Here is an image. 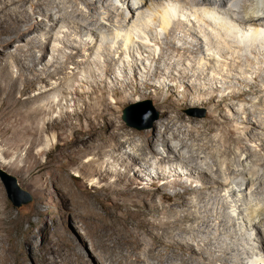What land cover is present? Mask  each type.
Returning a JSON list of instances; mask_svg holds the SVG:
<instances>
[{
  "label": "bare ground",
  "instance_id": "bare-ground-1",
  "mask_svg": "<svg viewBox=\"0 0 264 264\" xmlns=\"http://www.w3.org/2000/svg\"><path fill=\"white\" fill-rule=\"evenodd\" d=\"M31 1L0 0V43L9 45L11 39L4 40V37L11 34L20 39L16 43L21 53L19 55L31 52L26 58L11 54V60L8 62L0 59V136L6 143V153L20 151L26 147L28 158L34 157V160L29 167L24 165L23 168L30 170L39 166L40 181L43 180L45 187L51 182L50 196L61 193L71 204L73 211L84 208L85 216L93 217L95 211L89 206H94L93 202L99 199L83 200L75 192L70 184L73 180L70 169L76 168L78 173L84 174L92 182V188L108 193L119 212V223L123 225V229H119L117 225L105 223L103 227L93 231L92 255L88 254L86 261L83 262L74 258V263L153 264L150 262L156 260L158 264H214L222 260L225 264H230L233 258H236L234 261L236 264H261V262L264 264V224H262L264 206L260 209H252L251 216L247 217V221L256 230L255 238L261 241L263 254L254 255L251 249L246 247L248 244H245L244 235L237 236V240L241 242L239 245L236 243L237 246L233 243L229 245L223 243L225 244L223 246L221 243L222 247L220 244L222 240L218 243L214 238H208L206 233L211 232H209L211 223L215 226H223L219 213L214 219L212 218L213 220H210L208 214V220H204L201 216L200 223L205 227L201 228L199 225L195 234L201 233L206 236V239L201 240L203 244L195 245L182 237V239L176 237V230L183 234L189 233L187 227H183L185 221L188 222L191 219L197 221L200 217L192 212L180 216L177 211H170L169 207H164V203L169 201L174 207L189 208L190 205L187 206L186 199L188 194H195L203 200V203H208L212 198H208L206 191H209L212 186L210 187L211 180L206 179L209 174L206 175L203 171L213 170V167L217 166V163L199 161L205 151L210 148L194 150L192 145L183 141L176 148L175 144L173 146L169 140H166L168 129L176 126L178 120L183 121L184 116L172 117L165 134L161 135V138L165 139L162 141L164 142L161 145L162 149L160 144L153 140L149 145L140 147L138 153H129L127 148L138 133L131 131L128 127L116 125L117 122L113 118L116 110L110 104L111 97L117 107H124L129 101L124 91L133 87L131 90L134 95H139L142 90L152 91L151 97L161 108L173 107L178 111L183 110L181 107L184 108L190 104V94L180 99L178 105L171 104L172 95L162 99L161 94L167 90L174 92L175 86L170 87L165 83L156 84L152 79L161 75L171 82L180 78L192 80L205 76L207 71L213 69H215L214 76L219 78L222 70H217L219 69L218 57L215 54L210 56L209 53L201 58L196 55L203 54L205 50L210 52L212 49L223 47H227L229 49L225 48L227 52L231 51L235 55L234 62L239 63L237 72L240 77L236 80L240 85L248 86L250 89L239 92L226 87L229 92L219 96L216 92H219L221 88L217 86L213 95L200 100L202 105H213L215 110L222 112L224 103L229 100H241L249 94L261 93L260 86H249L247 80L264 81V0H256L250 4H244L246 0H236L243 2L241 3L243 9L237 14L231 11L233 8L231 6L235 4L232 5L230 2L235 0H118L112 5L117 10L123 7L124 11L120 13L106 11L97 20L88 21V30L86 35H82L83 42H79L81 44L68 43V40L72 35L71 30L87 29L81 28L78 24L81 22L78 16L86 11L61 9L57 13H52L49 11L50 3H45L44 0L33 5V13H29L26 9L23 12L19 11ZM77 1L69 0L68 2L77 3ZM36 9H39V13L35 11ZM37 15H40L42 19L39 20ZM47 18L52 21L50 31L58 30L44 40L33 37L45 22H50ZM192 19L194 21H191ZM98 21L102 22L101 26L94 28ZM25 33H29V37L21 38ZM178 34L186 37H180ZM187 37L192 38V41H188ZM26 38L30 39L24 44ZM39 43L41 48L36 46ZM52 43L54 52L59 53L68 48L71 50V54L65 57L66 64H60L55 56L45 61ZM37 48H40V55L35 59L32 51ZM104 51H107V55ZM112 53L116 63L123 64L124 71L135 72V81L127 80V72H121L120 75L114 72L110 65L113 62ZM168 56L171 62L167 63L169 65L166 70H170L169 73L158 66V63ZM178 57L181 59L180 63L172 62ZM102 61H106L108 65L103 73L106 76L110 73L116 75L113 86L109 85L108 81L96 80L93 67L101 66ZM245 61L250 64L242 65L241 63ZM222 62L223 67L229 66L226 58H223ZM85 64L89 65L86 69L87 73L85 72L88 78L77 80L80 82L78 86L66 83L68 78L62 76L65 75L66 66L72 67L75 71L82 69ZM40 65L41 70L37 69ZM153 65H155L154 71H152ZM253 65H258L257 69ZM14 68L19 70L18 74L14 73ZM143 70H146L145 74H147L145 81L138 80V73H136ZM210 73L206 75L209 76ZM61 85L63 86L60 88ZM183 87L185 90L193 89L190 84ZM31 91L35 95H30ZM70 96L73 97L70 98ZM69 98L75 104L82 103L81 109L73 112L61 110L58 116L54 117L63 101L66 104L72 103ZM191 104L198 105L196 102ZM214 124L226 126L227 136L231 138L239 131V128L229 121L221 122L215 119ZM212 128L211 126L207 128L205 133L212 131ZM100 130H104L105 134L101 142L96 144L95 137ZM196 132L198 138L195 137ZM50 135L54 139L52 148L45 144V139ZM177 135L175 138L179 137ZM204 135V132L196 131L193 127L188 137L196 143ZM195 143L194 145L197 146L198 144ZM36 148L40 150L37 156H34L33 151ZM174 148L177 150L175 154ZM43 154L47 157L44 163L39 159V156ZM149 154L153 156V163L159 167L155 172H151L149 170L151 166L148 167L146 164L150 162L147 157ZM254 175L256 174L253 173ZM169 176L176 177L174 182H171L173 187H180L183 191H175L171 195L164 191V187L169 185L164 181L170 178ZM147 177L151 178V182L141 188L140 186L147 181ZM201 180H204L207 185L194 188L193 185ZM76 181L80 182L79 179ZM162 181L163 185H158ZM227 184L233 187L235 182ZM229 185L225 187L228 188ZM232 189L234 190V187ZM239 189L241 191V188ZM239 191L236 190L237 193ZM158 194L161 196L163 208L154 201ZM222 198L220 197V200H223ZM220 205L222 207L223 203L219 202L218 206ZM171 213L174 214V219L171 218ZM163 214L166 216L164 217ZM105 237L108 239L105 240ZM165 237L171 241L164 240ZM118 250L120 253L124 250L127 254H118ZM204 256H212L210 263H205ZM246 260L250 261L246 263ZM44 261V264L70 263L68 259L64 260L59 256L55 250H52L50 256H46ZM20 262L18 260L17 264Z\"/></svg>",
  "mask_w": 264,
  "mask_h": 264
},
{
  "label": "rangeland",
  "instance_id": "rangeland-1",
  "mask_svg": "<svg viewBox=\"0 0 264 264\" xmlns=\"http://www.w3.org/2000/svg\"><path fill=\"white\" fill-rule=\"evenodd\" d=\"M40 1L50 3L49 11L52 13H57L59 10L61 11V9L68 11L76 10L80 12L83 9L86 12L82 11L83 15H79V13H77V15H79L78 19L81 20L78 24L84 29L88 27V21H91L92 19L97 20L101 17L100 15L106 11H118V13L124 11L122 9L123 7L117 10V8L112 5V3L118 0H78L77 3L68 2L69 0H66V2H64L65 0H32L25 8H21L19 11L23 12L26 9L29 10V13H33V5L40 3ZM254 1L256 0H246L244 4H250ZM230 3L232 5L235 4L233 6L229 5L231 8L233 7L231 9L233 13L235 12L237 14L239 11H242V1L235 0V2L233 1ZM85 7H88V9H85ZM35 11L39 13V9H36ZM37 17L39 20L42 19L40 15H37ZM48 20H50V22H45L44 26L40 27L38 32H36L33 37H38L44 40L45 38L49 36L51 37L55 34L58 29L51 32L50 28L52 26V21L51 19ZM191 21L194 20L192 19ZM101 23L102 22L98 21V23L94 25V28L101 26ZM87 30L88 28L85 30L78 29L77 31L71 30L70 33L72 35L69 38L68 43H82V35H86ZM28 35L30 34L25 33L21 38L29 37ZM178 35L180 37L184 36L183 34ZM30 38H26L24 40V44ZM5 39H11V42L9 45H6L3 42L0 43V59L8 62L11 60V54L18 55L21 58H26L27 55H30L31 52H25V54L19 55L20 51H18V47L16 46V43L20 41L19 38H15L10 34L4 37V40ZM187 39L188 41H192V38L190 37H187ZM36 46H40L41 48V43ZM40 48L32 51L35 59H37L40 55ZM225 48L227 47L215 50L212 49L213 51L211 50L210 52L205 50L203 54L196 55L198 58H201L203 55H207L208 53L210 56L215 54L219 60V63L217 62L219 69L217 68V70H222L219 78L214 76L215 74L213 72L215 69H213L206 72V74L210 72L213 74L210 73L209 76L205 74V76H202L201 78H193L192 80H183L180 78L171 82L167 81L166 77L161 75L152 79L156 84L165 83L170 87L175 86L174 92L167 90L163 91L161 94L162 99H165V97L171 94L173 97L170 101L171 104L178 105L180 99L190 94V104L184 108L181 107L183 110L178 111L175 108L173 109V107L171 109H166L165 107L161 108V106L157 105L155 99L151 97V94L153 93L152 91L142 90L139 95H134L133 90H131L133 87L124 91V95L127 96L129 100L124 107H117L114 103V99L111 97L110 104L116 110V114L113 116L117 122L116 125L128 127L131 131L138 133L133 137L131 145L127 148V152L129 153L139 151L138 149H141L140 147L149 145V143H151L150 141L153 140L154 142H158L160 144V148L162 149L161 145L164 144L162 141L165 139L161 138V135L165 134L166 128L168 127L167 125L170 123L172 117H180L181 115L184 116V120H178L176 126L171 127L170 130L168 129L165 136L166 140H169L173 146L175 144L176 148L180 145L181 141L192 145L194 150H205L206 147L210 148V150L205 151V154L202 155L203 157L202 159L200 158L199 161H208L211 164L217 163V166H215V168L213 167V170L203 171L206 175L209 174L206 176V179L211 180V182H209L210 187L212 186L209 191H206L209 196H205L212 199L209 200L208 203H203V200H201L197 195L188 194L186 195V199L188 202L187 206L190 205L189 208L174 207L172 202L169 201L164 203V207H169L168 209L170 211H177L180 216L192 212V214L200 217L197 221L195 219H191L188 222L185 221L183 223V227H187L186 229L189 233L183 234L181 231L179 232V230H176V237L180 239L183 238L184 240H188L190 243L197 245L203 244V241L201 240L204 238L206 239L207 236L208 238H214V240L218 241V243L222 240L220 244L228 243L229 245L233 243L234 246H237V244L239 245V243H241L237 240V236L244 235L245 244H248V246H245L250 248L254 255H259L263 254L261 241L259 242V239L255 238L256 235L254 233H256V230L247 221V217L251 216L252 209H260L264 206V81L256 82L248 79V85L260 86L261 93L249 94L245 97V99L241 100H229L224 103V110L222 112L215 110L213 105H202V101H200L203 100V98L206 99L209 98L210 95H213V91L217 86L221 88L219 92H216L219 96L229 92L227 91V88L229 87L239 92L249 91L250 89L248 86L240 85L238 80H236L237 77H240L237 72V66L239 63L234 62L235 55L231 51L227 52L228 48ZM112 51L113 50H111V52ZM252 52L257 54L255 51ZM68 54H71V50L69 48L67 50H61L59 53L54 52L52 43L49 55L45 61L47 62L52 56H55L58 58L60 64L63 65L66 64L65 57ZM104 54L107 55V51H104ZM223 58H226L229 62V66L226 68L223 67ZM111 59L113 62L110 65L114 69V72L116 71V74L120 75L121 72H127V80L135 81L134 71H124V67L122 66L123 64L116 63L113 53L111 54ZM173 61L176 63L179 61L180 63L181 59L178 57L173 59L172 62ZM170 62L171 60H169L168 56L166 59L162 60L161 63H158V66L165 69V71L169 73L170 70H166V67L169 65L167 63ZM241 64L246 66L245 64L248 65L250 63H246L245 61ZM100 65L101 66L93 67L96 72V80L99 82L108 81L109 85L113 86L116 82V75L110 73L106 76L105 73H103L104 68L108 66L106 61H102ZM256 66L258 67V65H253L255 69H257ZM88 67L89 65L85 64L82 69L74 71L72 67L66 66V70L64 71L65 75L62 76L68 78L66 83L78 86L80 84V82H78L79 80L81 81V79L85 80L88 78V75L86 74V69H88ZM37 69L41 70V65L37 67ZM148 69H150V67H148ZM154 70L155 65L152 67V71ZM13 71L15 74H18L19 70L14 68ZM145 71L146 70H143V72H136L138 73V80H147V74H145ZM199 73L202 75L201 72ZM176 74L179 76L178 73ZM187 84L192 85L193 89L185 90L183 85ZM62 86L63 85H61L60 88ZM29 94L35 95L33 91ZM71 97L73 96H70V98ZM70 98L69 100L71 101ZM71 102L72 103L67 102L66 104L65 101H63L61 108H58L53 116H58L61 110L73 112L81 109L82 103L75 104L74 101ZM195 102L198 103V105L194 106L191 104ZM125 115H127L131 125H128L124 121L123 117ZM47 118L51 117L47 116ZM215 119H219L221 122H231L236 128H239L238 133L233 135L232 138L228 137L227 127L214 124ZM210 126L213 127V130L205 133V130L210 128ZM193 127L196 131L202 133L204 132L205 134L199 139V141H196V143L192 138L190 139L188 137L189 131H191ZM104 134V130L99 131L95 137L96 144L101 142ZM175 135L179 137L175 138ZM195 137H199L197 132L195 133ZM52 141H54V139L53 136L50 135L47 139H45V144H48L50 146L49 148H52ZM194 143L198 145L195 146ZM176 148H174V154L177 152ZM39 150L40 148L34 149V156H37ZM6 152V143L0 136V172L15 178L18 187L31 196V201L28 204L15 207L7 198L5 189L0 180V264H17L18 260L21 261L20 264H44V259L46 256H50L52 250L58 252L59 256H61L64 260L68 259V262H70L68 264H76L74 263V258H78L79 261L83 262L86 261L88 254L92 255L93 231L103 227L105 223L117 225L119 229H123V225L120 224L118 220L119 212L112 198L108 195V193L100 192L92 188V182H90L84 174L78 173L75 170L76 168L70 169V174L73 178L70 184L73 186L75 192L83 200H87L89 198L99 199V201L93 202L94 206H89V208L94 209L95 211V216L93 217H86V209L84 208H79L76 209V211H73L71 204L61 193L50 196L49 193L52 186L49 185H51V182H49L47 187H45L43 180H41L42 182L40 181L41 173L39 166L37 167L33 164L35 167L30 170L23 168L24 165L29 167V164H32L34 160V157L28 158V149L26 147L20 151H11L10 153ZM147 157L150 162L146 164L148 167L151 166L149 170L151 172H155L159 167H157V164L153 163V156H150L149 154ZM39 159L44 163L46 162L47 157L43 154L39 156ZM250 171L252 173H250ZM253 173L256 175L253 176ZM169 177L170 178L165 181L163 180L169 184L167 187H164V191H166L169 195L173 194L175 191H183L180 187H173L172 183L176 177ZM248 177L253 179L248 180ZM78 179L80 182L76 181ZM184 180H186V177H184ZM232 180L235 182L233 186L234 190L232 189V185L227 184L229 182L232 183ZM163 181L159 182L158 185L162 186ZM149 182H151V178L147 177V181L140 187L142 188ZM226 184L229 185L228 188L225 187L227 186ZM205 185H207L205 181L201 180L198 183H195L193 187L201 188ZM239 188H241V191H239ZM236 190L239 192L237 193ZM212 195L213 197H211ZM220 197H223V200H220ZM22 198L23 196L19 195V199ZM154 201L160 208H163V202L159 194L155 196ZM219 202L220 204L223 203L222 207L221 205L218 206ZM89 208L88 210H90ZM210 209L212 210L209 213ZM218 213L221 215L220 218H218L222 221L224 227L219 225L215 226V224L211 223L209 232L211 231L213 235L211 232L209 233L211 235L206 233V236L201 233H199L200 235L195 234L197 233L195 231L199 225L201 228L205 227L202 226V223H200L202 221L201 216L204 217V220H208V214V217H210L211 220L212 218L214 219ZM173 215V213L170 214L172 219L175 218ZM163 216L165 217L166 215L163 214ZM262 224H264V221ZM192 232L195 236L194 234H191ZM251 232H253V234ZM166 238L167 237H165L164 240L171 241V239ZM106 239L108 238L105 237V240ZM97 243H99V241H97ZM223 246H225V244H223ZM259 251L262 252L260 253ZM117 253L127 254L124 250H121V253L120 250H118ZM117 253L116 255H118ZM211 257L206 256L204 258L205 263H210ZM234 261H236V258H233L230 264H236ZM249 261L250 260L246 263ZM224 262L221 260L215 262L214 264H225ZM150 263L158 264L156 260H152Z\"/></svg>",
  "mask_w": 264,
  "mask_h": 264
},
{
  "label": "water",
  "instance_id": "water-1",
  "mask_svg": "<svg viewBox=\"0 0 264 264\" xmlns=\"http://www.w3.org/2000/svg\"><path fill=\"white\" fill-rule=\"evenodd\" d=\"M123 119L128 125H131L127 118V115H125ZM0 180L5 189L7 198L15 207L28 204L31 201V196L18 187L15 178L3 172H0ZM19 195H22L23 198L19 199Z\"/></svg>",
  "mask_w": 264,
  "mask_h": 264
}]
</instances>
